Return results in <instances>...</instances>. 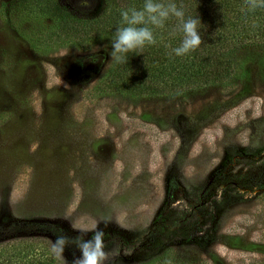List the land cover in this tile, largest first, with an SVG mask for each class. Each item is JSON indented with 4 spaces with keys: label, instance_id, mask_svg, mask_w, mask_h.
<instances>
[{
    "label": "rangeland",
    "instance_id": "rangeland-1",
    "mask_svg": "<svg viewBox=\"0 0 264 264\" xmlns=\"http://www.w3.org/2000/svg\"><path fill=\"white\" fill-rule=\"evenodd\" d=\"M53 1L83 19L106 7L0 0V242L75 238L70 221L91 228L105 217L109 264H264L260 48L237 53L245 77L232 88L139 99L99 92L110 39L77 45L53 25ZM79 255L71 247L57 258Z\"/></svg>",
    "mask_w": 264,
    "mask_h": 264
},
{
    "label": "trees",
    "instance_id": "trees-1",
    "mask_svg": "<svg viewBox=\"0 0 264 264\" xmlns=\"http://www.w3.org/2000/svg\"><path fill=\"white\" fill-rule=\"evenodd\" d=\"M106 0V7L96 18L83 19L69 15L54 1L46 9L56 16L53 22L60 31L77 45L86 46L106 38L112 41L121 26V11L131 6L142 8L145 0ZM167 3L168 0H158ZM184 6L185 18H199L202 44L189 55L169 56L171 48L179 46L182 33H169L178 23L172 18L164 29H156L158 43L146 46L142 54L129 53L128 62L116 63L105 70L95 89L130 95L136 99L169 97L204 93L210 87L232 88L234 82L245 77L246 61L237 53L248 47L260 48L256 60L257 75L264 82V9L242 11L245 0H173ZM255 23V27L253 24ZM161 37L163 40L161 41ZM170 44L171 48L165 47ZM110 52L112 44L109 45ZM44 230L57 235L54 226ZM53 241L46 237L27 236L11 242H0V264H61L51 252ZM167 259L149 258L148 263L163 264ZM172 261V260H171ZM172 264H182L172 261Z\"/></svg>",
    "mask_w": 264,
    "mask_h": 264
},
{
    "label": "clouds",
    "instance_id": "clouds-1",
    "mask_svg": "<svg viewBox=\"0 0 264 264\" xmlns=\"http://www.w3.org/2000/svg\"><path fill=\"white\" fill-rule=\"evenodd\" d=\"M257 9H264V0H245V7L242 9L246 14L255 12ZM121 26L117 28L112 38L111 59L119 64L128 62V54H142L146 46L156 45L158 43L156 29H164L166 23L175 18L178 23L169 33L175 36L178 32L183 34L179 46L171 48L170 44L165 47L171 48L169 56L175 55L183 57L189 55L200 47L203 39L199 32L201 20L193 17L185 18L184 6H177L173 0L158 2V0H145L142 8L131 6L121 11ZM255 23L253 27H255ZM163 37H161V41ZM67 219V217H65ZM100 222L107 225L113 220L111 218L101 217ZM115 222L123 227L119 219ZM73 230L78 231L80 235L75 238L67 235H58L51 247V252L56 257H62L67 248L74 247L80 252L75 257L72 264H109L110 256L106 251L105 232L98 227V224L91 228L83 225H77L70 221ZM91 232V238L87 234ZM163 264H172L170 259H165Z\"/></svg>",
    "mask_w": 264,
    "mask_h": 264
}]
</instances>
